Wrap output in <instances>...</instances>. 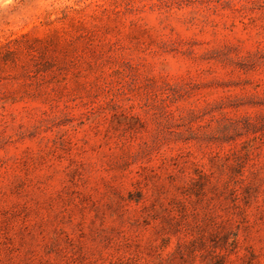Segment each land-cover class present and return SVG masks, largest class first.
Returning a JSON list of instances; mask_svg holds the SVG:
<instances>
[{"label": "rangeland", "instance_id": "1", "mask_svg": "<svg viewBox=\"0 0 264 264\" xmlns=\"http://www.w3.org/2000/svg\"><path fill=\"white\" fill-rule=\"evenodd\" d=\"M0 264H264V0H1Z\"/></svg>", "mask_w": 264, "mask_h": 264}, {"label": "bare ground", "instance_id": "2", "mask_svg": "<svg viewBox=\"0 0 264 264\" xmlns=\"http://www.w3.org/2000/svg\"><path fill=\"white\" fill-rule=\"evenodd\" d=\"M1 1V0H0Z\"/></svg>", "mask_w": 264, "mask_h": 264}]
</instances>
